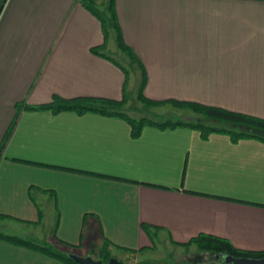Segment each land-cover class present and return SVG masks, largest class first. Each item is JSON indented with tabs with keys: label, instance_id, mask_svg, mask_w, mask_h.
<instances>
[{
	"label": "crops",
	"instance_id": "obj_1",
	"mask_svg": "<svg viewBox=\"0 0 264 264\" xmlns=\"http://www.w3.org/2000/svg\"><path fill=\"white\" fill-rule=\"evenodd\" d=\"M116 10L125 42L144 66L137 63L142 79L143 69L147 74V98L264 119V0H116ZM105 43L100 20L79 0H0V145L16 105L38 106L54 95L121 100L125 89L129 97L125 70L92 52ZM24 108L0 159L4 226L42 223L50 200L60 216L94 215L98 223L84 220L78 241L60 243L87 248L88 256L96 235L111 249L138 250L132 256L155 248L144 244L159 234L185 249L211 234L264 251L261 140L205 136L188 126H148L135 137L117 116ZM203 259L190 264L211 262ZM0 264L68 263L0 239Z\"/></svg>",
	"mask_w": 264,
	"mask_h": 264
},
{
	"label": "trees",
	"instance_id": "obj_2",
	"mask_svg": "<svg viewBox=\"0 0 264 264\" xmlns=\"http://www.w3.org/2000/svg\"><path fill=\"white\" fill-rule=\"evenodd\" d=\"M80 3L95 17H97L103 27V32L105 35L106 43L103 46L92 48V52L112 60L115 64L120 66L125 70L127 84L130 78L129 72L121 66L113 57L108 56L103 49H106L108 46L109 39V29L110 27L114 29L116 33L117 46L124 54L130 56L132 59L136 60L142 68L144 66L136 58L133 49L125 42L123 31L119 23L117 10H116V0H110L108 5L107 17L98 7L97 0H79ZM147 83V74L143 69V79L140 85L138 92V98L147 106H162L166 104H171L178 109H186L194 112L200 120L196 121H186V120H173V119H151L143 117L141 119L132 118L127 112L123 111L122 108L128 100V95L126 94V89L124 96L121 100H111L103 98H75V99H65L58 95H54L51 102L41 104L38 106L27 105L21 106L16 105L17 114L9 127L7 133L4 136V139L0 145V159L4 151V147L9 140L13 129L16 125L20 111L28 109L31 111H50L53 113L61 112H77V113H100L106 116H117L125 121H128L129 125L133 129V135L138 137L142 130L145 127H158V128H177L181 126L194 127L199 130H202L207 136L210 132H227L231 134L235 139H246V138H257L264 143V119L240 112L231 111L221 107L208 106L201 103L195 102H183L178 100H166V101H156L147 98L144 95V87ZM126 84V86H127ZM222 124V125H221ZM226 124L242 126L249 131L246 132H235L227 128ZM0 239L11 242L15 245L27 247L33 250L40 251L50 257L56 258L60 261H63L68 264H78L76 263L70 255L56 250L54 247L41 244L38 242L25 240L20 237L5 235L0 232ZM100 236L96 235L94 240L91 242L90 248L92 249L91 257L95 256V260L101 261L107 264L114 256L111 252V242L100 243ZM187 245H196L200 252H209L212 255L220 256V260L211 261L206 264H226L224 263L225 256H232L235 258H254V259H263L264 251H253V250H244L239 249L233 246L230 240L222 237H218L211 234H201L198 237L193 238ZM122 262V261H121ZM126 263V262H123ZM129 264V263H126Z\"/></svg>",
	"mask_w": 264,
	"mask_h": 264
},
{
	"label": "rangeland",
	"instance_id": "obj_3",
	"mask_svg": "<svg viewBox=\"0 0 264 264\" xmlns=\"http://www.w3.org/2000/svg\"><path fill=\"white\" fill-rule=\"evenodd\" d=\"M108 5L109 0H97V7L107 17L109 16ZM115 34L114 29L110 27L107 52L112 55L114 59L122 63V65H124L130 72L128 87L129 97L122 110L127 112L132 118L137 119L147 117L155 120L182 119L188 121V116H190V118L194 116L196 121L200 120V118L191 110L178 109L171 104L162 106H147L138 98V92L142 82V72H140V68L136 60L120 51L117 46ZM192 121H194V119ZM125 122L129 124L128 121ZM237 130L239 131V129ZM64 171L67 170L65 169ZM78 171L79 170L72 172ZM45 205L46 216L42 223L40 222L35 224L30 221L26 222L14 220L11 223H6L5 226L0 223V229L6 234L18 236L24 239H40L50 245H55L56 249L70 256L88 257L89 250L87 248L83 249L81 247L72 246L68 243H63L61 245L60 243L64 242L62 239L78 241L81 226L83 225L84 220H86L91 227H94L98 223L96 218L93 217L94 215H86L79 218L76 216L78 213L69 210L64 211L65 213L63 216H60V212L55 207L54 201L52 202L47 200ZM100 207L102 208V206ZM36 220L40 221L38 217H36ZM42 224H45V229H42ZM127 234L133 235V233ZM133 243L134 241L132 242V238H129L128 244L131 245ZM154 243H156L155 248L143 249L135 256H132L131 254L137 252L138 250L114 246L111 249L112 256L119 261L129 264H190L191 261L194 262V260H197L195 262L198 263L203 261V256H205L208 261H213L214 258L216 259V256L209 252H200L196 245L187 249L177 247L169 241L165 234H159L158 237L152 235V237H149L144 245L148 244L154 246ZM139 248L140 246L138 249ZM92 257L95 258V256Z\"/></svg>",
	"mask_w": 264,
	"mask_h": 264
},
{
	"label": "water",
	"instance_id": "obj_4",
	"mask_svg": "<svg viewBox=\"0 0 264 264\" xmlns=\"http://www.w3.org/2000/svg\"><path fill=\"white\" fill-rule=\"evenodd\" d=\"M71 258L78 264H105L101 261H97L93 259L91 256L88 257L71 256ZM216 259L219 260L220 256H216ZM224 262L226 264H264V258L254 259V258H235L232 256H225ZM107 264H126V263H123L116 258H112Z\"/></svg>",
	"mask_w": 264,
	"mask_h": 264
}]
</instances>
